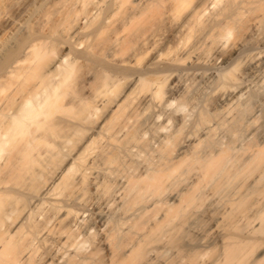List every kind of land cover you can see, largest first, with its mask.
<instances>
[{
    "label": "bare ground",
    "instance_id": "1",
    "mask_svg": "<svg viewBox=\"0 0 264 264\" xmlns=\"http://www.w3.org/2000/svg\"><path fill=\"white\" fill-rule=\"evenodd\" d=\"M0 264H264V0H0Z\"/></svg>",
    "mask_w": 264,
    "mask_h": 264
}]
</instances>
